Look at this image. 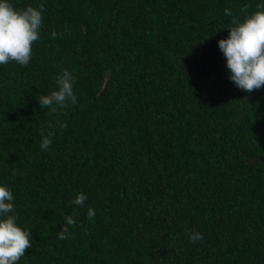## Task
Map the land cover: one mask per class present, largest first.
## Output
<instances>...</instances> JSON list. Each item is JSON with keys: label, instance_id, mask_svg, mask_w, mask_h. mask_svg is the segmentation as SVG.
Masks as SVG:
<instances>
[{"label": "trees", "instance_id": "16d2710c", "mask_svg": "<svg viewBox=\"0 0 264 264\" xmlns=\"http://www.w3.org/2000/svg\"><path fill=\"white\" fill-rule=\"evenodd\" d=\"M8 2L45 9L29 64L0 65V186L32 232L17 264H264V86L238 89L218 46L264 0ZM64 69L77 101L49 115ZM50 121L67 128L43 151Z\"/></svg>", "mask_w": 264, "mask_h": 264}, {"label": "clouds", "instance_id": "9594fccd", "mask_svg": "<svg viewBox=\"0 0 264 264\" xmlns=\"http://www.w3.org/2000/svg\"><path fill=\"white\" fill-rule=\"evenodd\" d=\"M245 5L243 11H247ZM257 11L246 16L243 22L236 18L231 19L227 26V38L218 41L220 51L226 58V67L230 72L229 79L243 91L252 92L264 86V4L257 5ZM44 5L39 9L28 6L17 11L8 0H0V65L16 62L27 66L32 58V45L39 39V30L43 25L42 12ZM224 14L231 17L230 9H225ZM63 33L52 32V38L62 36ZM75 78L68 69L56 77L58 90H53L47 95L37 96L41 108H48L49 115H66L62 110L70 104H75L77 97L73 91ZM67 128V123L62 121L49 122L47 134L41 130L42 142L40 147L48 151L55 135L54 129ZM13 171V175H16ZM87 196L78 193L72 201L74 205L83 206ZM14 197L11 189L0 186V264H17L25 255V250L32 246V232L24 230L17 224L18 217L9 215L14 212ZM95 210L91 207L87 211V219L93 221ZM66 224L57 233V239L64 240L71 237L69 226L75 227L76 221L71 215L65 217ZM190 242L197 243L203 240V234L195 230L188 233Z\"/></svg>", "mask_w": 264, "mask_h": 264}]
</instances>
